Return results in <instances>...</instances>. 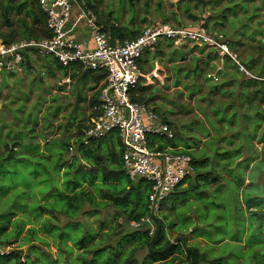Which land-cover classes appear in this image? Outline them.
I'll use <instances>...</instances> for the list:
<instances>
[{"label":"crops","instance_id":"obj_1","mask_svg":"<svg viewBox=\"0 0 264 264\" xmlns=\"http://www.w3.org/2000/svg\"><path fill=\"white\" fill-rule=\"evenodd\" d=\"M7 5L11 23L8 25L4 18L0 19V45H13L43 36L40 25H37V20L42 21L38 0H11ZM18 5L24 6L20 12L15 10ZM146 6L139 2L138 5L131 6L134 7L131 12L124 11L123 27L118 26L114 15L108 14L106 5L101 6L100 14L95 15L113 45L133 40L146 27L159 22L175 27L206 24L210 32L226 36L231 49L238 54L240 63L250 74L264 79L263 75L257 73L256 67L250 69L246 66L248 54L253 52L261 55L258 48L264 49V0H164L160 7L153 3L149 8H145ZM91 9L93 10L92 7ZM81 14L80 3L74 4L67 34L69 38L83 44L86 50H93L95 43L92 29L88 26V19ZM248 33L252 34L251 37L246 35ZM188 64L194 68L193 78L200 72L206 73L205 80L199 86L202 92L214 87L210 91L212 142L209 154L214 156L215 150L232 151L238 147L243 148L244 155L235 164L239 160L248 164L245 166L248 167L247 178L250 180L252 177L264 189V169L253 174L258 164L264 167V82L247 76L230 59L219 58L207 47L191 43L175 45L163 40L141 57L138 65L142 77L131 93L132 98L152 106L163 104V93L174 96L182 91L179 95L187 96L188 87H191L188 85V70L186 71ZM77 67L66 68L54 57L29 49L24 52L19 69L10 73V86L0 94V107H5L3 111L7 116L4 122L0 121V137L6 144L4 148L7 151L17 153L20 166H24L23 160L39 158V155L33 156L30 152L47 154L51 159L54 155L58 158V151L65 150L59 146L53 155L49 150L52 140H62L71 145L77 141L78 124L83 121L87 125L90 123L91 105L94 101H100L99 91L104 80H98V74L95 73L76 74ZM208 75L215 76L218 81H208ZM67 80L71 82H66ZM213 132L218 135L212 134ZM105 142L108 145L107 151H115L113 154L117 155L112 143ZM116 143L118 142L114 141L115 145ZM74 153L75 151L70 152L68 157L71 160L68 161H73ZM217 161L220 162V159ZM86 162L83 161L84 166H90ZM24 173L33 181V176L25 166ZM195 178L196 176H190L186 181L191 180L192 183ZM249 182L247 181L248 184ZM191 183H185L183 187L189 190ZM263 214L259 213L260 221L263 220ZM123 221L122 218L119 219L120 223ZM94 223L88 225L98 230V221ZM194 223L195 226L187 234L190 236L189 243L193 239L199 240L194 244L196 247L210 244L219 248L230 242L227 238L220 241V244H214L203 235L193 234L192 232L204 230L203 226ZM166 225V231L169 232L168 223ZM128 226L132 230L147 231L146 226L135 229L130 222ZM236 229L238 227L234 226L233 232ZM173 230L170 236H177ZM214 231L213 239L218 242L221 233ZM244 244L243 241L242 245ZM68 245L71 246L70 242ZM211 251L214 256L217 253L218 259L234 262V258L226 250L221 253L219 250ZM240 261L247 263L242 258Z\"/></svg>","mask_w":264,"mask_h":264},{"label":"trees","instance_id":"obj_2","mask_svg":"<svg viewBox=\"0 0 264 264\" xmlns=\"http://www.w3.org/2000/svg\"><path fill=\"white\" fill-rule=\"evenodd\" d=\"M134 1L136 0H130L131 6L135 5ZM79 3H85L83 7L94 12L88 2L80 1ZM23 7V5H18L15 10L20 12ZM39 9L42 21L37 20V25H40L43 36L35 38L36 41L51 37L47 17L40 5ZM3 18L10 25L8 8L3 12ZM203 26L208 30L206 24H203ZM258 49L259 54L263 55L264 49ZM252 54L256 56L251 52L248 54V59H252ZM75 66H78L75 70L76 74L95 73L98 74V80L105 79L103 72L83 71L80 64L73 65L69 69ZM254 68L250 67V69ZM207 78L208 81L213 80V78ZM262 82H264V79ZM213 88H208L209 100L206 99L210 104L209 113L211 111L210 91ZM198 89L200 91V88ZM132 100L137 102L133 98ZM99 106L100 101L93 102L90 123L87 125L83 121L78 124L76 128L77 141L73 142L72 146L66 143L65 151H58V158L54 154L51 159L50 155L30 152L33 156H45L51 160L49 165L54 168V178L59 181V186L57 189L50 188V191L52 193L58 191L60 201H57V199H36L37 201L33 199L29 190L34 185L40 184L41 177L34 176L36 174H32L30 169L26 167L27 172L33 176V181H30L24 173L23 182H27L28 185L24 186L19 183L17 186L19 191L24 193V199L18 198L19 201L26 202V209L21 213L29 214L27 208L30 206L27 203L37 204L38 211L35 217L32 214L27 216L30 217L29 221L25 219V215L17 218V214L13 215L8 222L1 220L0 248H10L12 243L14 244L20 239L25 226L31 225L32 227L28 230L29 236L24 242L29 247V251L25 254L30 264H264V214L261 221L259 215L260 212L264 213V189L254 182L255 180L252 177L250 180L247 178L248 167L245 166L248 164L241 160L235 164V161L243 157V148L238 147V149L235 148L232 151L215 150L214 156L210 155L208 150L202 149L201 152L204 154L202 159L198 158L196 150L194 152L197 153L198 159L184 151L172 152L189 155L193 159L195 172L192 176H196V180L191 183V180L186 181L187 178L167 198L174 197L176 200L177 197V204L182 205L180 211L177 209L178 206L175 205V202H173L172 207L165 205L167 199L161 203L158 217L153 220L155 230L153 235L150 236V229L141 232L132 230L128 226L129 222L140 223L150 216L149 198L152 184L146 180H141L145 183V186L142 187L141 185L138 188V194L143 197L137 202H130L128 197L133 187L132 184L124 188V191L120 190L121 182L119 179L122 175L128 178L129 176L123 167L122 155L124 149L119 138V132L114 131L103 139L85 140L84 132L94 124L98 115L94 110ZM209 113L205 116L208 117ZM208 119L210 120V116ZM197 123L201 122L198 121ZM206 134L209 136L207 131ZM105 141L112 143L113 150L116 149L117 155L113 154L115 151L111 153L107 151L108 145ZM114 141L118 143L115 145ZM209 141L210 144L212 140ZM192 148L189 149V152ZM156 150L169 151L168 148L160 146ZM73 151H75L73 154L74 159L70 162L68 160H71V157H68V155ZM7 152L8 155L5 160L18 161L17 153ZM218 158L220 162L217 161ZM83 161H87L86 163L90 166H84ZM19 167L24 172V166L19 165ZM260 167L264 169L262 164H258L253 174ZM56 168L60 169V174L57 173ZM225 181L227 184H225ZM247 181H250L249 184ZM188 182L191 183L189 190L183 187ZM86 185L92 187L93 190L86 188ZM20 186L23 188H19ZM41 191L42 189L38 191L39 195ZM95 192L98 193V196ZM8 196L9 194L0 197V199L4 200ZM60 202L65 204L64 207H58ZM107 206L116 211V216H113V220L107 218L104 221H98V230L81 221L84 216L91 218L97 215L100 216L102 210ZM60 217L64 220L62 224ZM0 218L2 219V213H0ZM120 218L124 220L122 223L119 222ZM165 221H169V232L164 228ZM194 222L203 226L204 230L192 232L193 234L203 235L207 239H211L214 244H220V241L227 238L230 242L219 248H215L210 244H206L204 247L189 245L190 236L187 233L195 226ZM44 223H49L50 228H44ZM234 226L238 227L235 232H233ZM172 230L177 235L176 241L170 240ZM214 230L221 233L218 236V242L213 239ZM67 235L69 236L66 237ZM243 241L245 242L244 245H242ZM69 242L71 246L68 245ZM44 247H47V249L45 250ZM51 247L56 250L55 253H53ZM212 249L219 250L220 253L226 250L234 258V262H226L223 258L218 259L217 253L214 256ZM22 255L21 248H15L8 255H0V264H7L8 262L22 264ZM184 257L186 258L184 259ZM240 258L247 260V263L240 261Z\"/></svg>","mask_w":264,"mask_h":264},{"label":"built area","instance_id":"obj_3","mask_svg":"<svg viewBox=\"0 0 264 264\" xmlns=\"http://www.w3.org/2000/svg\"><path fill=\"white\" fill-rule=\"evenodd\" d=\"M38 1L47 17L51 37L0 45V70L17 71L22 65L24 52L35 49L54 57L66 68L80 64L83 71L105 74L100 91V106L94 110L98 115L94 124L85 130L84 137L85 140L103 139L114 131L119 132L124 148L122 161L126 174L132 181L141 179L152 184L150 216L140 223H133L135 228L146 226L152 236L153 220L158 217L161 203L192 176L195 170L193 159L189 155L158 151L149 145L148 136H161L171 140L174 134L153 108L134 102L131 98L132 91L142 77L138 63L143 54L163 40L175 45L196 44L209 48L219 58H229L247 76L261 81L263 79L253 76L245 69L238 54L231 50L224 34L210 32L203 24L175 27L159 22L146 27L135 39L113 45L99 26L95 13L86 10L83 3L80 4L81 15L88 19L95 43L93 50H86L83 44L69 38L67 34L72 9L78 0ZM208 77L218 81L215 76Z\"/></svg>","mask_w":264,"mask_h":264},{"label":"rangeland","instance_id":"obj_4","mask_svg":"<svg viewBox=\"0 0 264 264\" xmlns=\"http://www.w3.org/2000/svg\"><path fill=\"white\" fill-rule=\"evenodd\" d=\"M80 1L88 2L89 5L93 8V10L97 14H100V7L106 5L108 14L114 15V20H116V23L120 27H123L124 11L128 10L131 12V10H134V7L131 8L130 0H107V1L106 0H78L77 2L79 3ZM139 2L145 3L147 5L145 8H149L150 5L152 6V3L160 7V5H163L164 0H136L134 1V4L138 5ZM7 3L10 4L11 0H0V19H3L2 17L3 12L8 8ZM246 35L247 36L250 35L251 37L252 34L248 33ZM180 54L183 55V53H180ZM246 66L256 67L258 71L257 73L264 75V54L256 55V56L252 54V59L247 60ZM193 69L194 68L191 67V64H188L186 66V71L188 70V81H189L188 85L190 84L191 86V87H188L189 90H187L188 91L187 96L184 94L180 96L179 92L181 93L182 91H178L174 96L166 95L165 93H163L161 95L163 96V99L161 101L163 104L150 106L151 108H155V111L161 115V117L163 118V121L165 120L164 122L167 123L171 127V130L173 131L175 139L169 140L164 137L148 136V140H149V145L151 148L153 147V148L158 149L160 146L162 148H168V150L171 152L184 151L185 153L190 154V156L192 155L196 159L198 158L202 159L204 155L203 152H201L202 149H206L210 152V148H211V145L209 144L210 142L209 140L211 138V126H210V120L208 119L210 115L208 117L205 116L207 115V113H209L210 104L209 102H207L209 100L208 91L204 90L202 92V88H200V91L198 89L199 86L202 84V82L205 80L204 78L206 77V73L200 72L196 78H193L192 77ZM206 99L208 100L206 101ZM2 100H3V97H2ZM0 103L2 104L1 101ZM156 106L158 109H156ZM4 108L5 107H0V121L2 122H4L7 118L5 112L3 111ZM198 121L201 123L198 124L197 123ZM206 131L208 132L209 136H207ZM212 134L218 135L217 132L215 133L213 132ZM66 145H67L66 142L64 141L62 142V140H59V142H57L56 139H54L52 140L49 150L52 154H54L55 150L59 146L65 149ZM5 146L6 144L1 140V137H0V197H3L9 194V196L4 198V200L0 199V213H2V219L0 218V221L4 220L5 222H8L11 220V217L16 214H17V218H20L21 216L25 215V219L29 221L30 217H27V216H31L30 214H32L33 217H35L38 211L37 210L38 205L27 203L28 206H30L29 208H27L29 211V214L26 215V214L21 213L23 212L24 209H26L25 208L26 202L19 201L18 198H21L22 200L24 199V193L22 191L20 192L17 186L19 183L21 185L27 186L28 183L23 182V179L25 176H23L24 174L23 169L19 167V163H18L19 160L18 161H14L13 159L5 160V157L8 155L7 149L4 148ZM179 148L181 149L179 150ZM190 148H192L191 152H189ZM195 150L198 153V156H199L198 158H197V153L194 152ZM49 162H51V160L45 156H40L39 159L23 160V165L29 168L32 174H36L34 176L41 177L40 184L34 185V187H32L29 190L30 195L35 200L36 199H40V200L57 199V201L58 200L60 201L59 199L60 197L58 196V191H55L53 193L50 191V188L57 189V187L59 186V181H57L54 178V168L49 165ZM261 170H262L261 167L257 168V171L260 172ZM56 171L58 174H60L59 168H56ZM56 171H55V174H56ZM119 181L121 182L120 190L122 191H124L125 190L124 188L129 187L131 184L133 185V187L131 188L130 194L128 195L130 202L132 201L137 202L139 201L140 198L143 197V196L140 197L138 194V188L141 185L142 187L145 186V183L141 181V179H138L137 181L130 180L132 181L130 182L127 176L122 175ZM86 188H90L91 190H93L92 187H88L87 185H86ZM41 189L42 191L39 195L38 191H40ZM95 194L98 196V193L95 192ZM173 202H175V205L178 206L177 209L180 211L182 208L181 207L182 205L177 204L178 203L177 197H176V200L174 197L167 199L165 201V205L172 207ZM64 205L65 204L63 202H60V204H58V207H64ZM165 205H164V208H165ZM164 208L161 212L162 217H163ZM115 212L116 211H113L112 208L107 206L104 210H102V213L100 216L97 215L96 217H92V218L88 216H84L81 221H83L85 224L94 225L95 224L94 221L96 220L99 222L104 221L107 218H111V220H113V216L114 217L116 216ZM60 221L62 224L64 220L61 219L60 217ZM168 222L169 221L164 222L165 230H167L166 224ZM34 226H36V224H34ZM31 227H32L31 225H26L22 235L20 236V239L16 243L14 244L12 243L10 245V248L8 247L0 248V255L1 254L8 255L11 252H13L15 248L20 247L21 250L23 251V255L21 257L22 264H30L28 263V261H26L27 258L25 254L27 251H29L28 250L29 247L24 242L29 236L28 230ZM43 227L44 228L49 227V223L48 224L44 223ZM36 228L39 229L38 226H36ZM153 229L155 230V225H153ZM136 231H139V229H136ZM40 236H42V234H40ZM68 236L69 235H67L66 237ZM176 237L177 236H172V235L170 236L172 241H176L175 240ZM198 241H199L198 239H193L191 240L189 245L197 244ZM44 249L46 250L47 247H44ZM51 249L53 253L56 252V250L53 249L52 247ZM185 258L186 257H184V259ZM7 264H15V263L8 262ZM181 264H185V263H181Z\"/></svg>","mask_w":264,"mask_h":264},{"label":"water","instance_id":"obj_5","mask_svg":"<svg viewBox=\"0 0 264 264\" xmlns=\"http://www.w3.org/2000/svg\"><path fill=\"white\" fill-rule=\"evenodd\" d=\"M10 76V72L7 70H1L0 71V94L5 90L6 87L10 86V83L8 81V78Z\"/></svg>","mask_w":264,"mask_h":264},{"label":"clouds","instance_id":"obj_6","mask_svg":"<svg viewBox=\"0 0 264 264\" xmlns=\"http://www.w3.org/2000/svg\"><path fill=\"white\" fill-rule=\"evenodd\" d=\"M11 73V72H10Z\"/></svg>","mask_w":264,"mask_h":264},{"label":"flooded vegetation","instance_id":"obj_7","mask_svg":"<svg viewBox=\"0 0 264 264\" xmlns=\"http://www.w3.org/2000/svg\"><path fill=\"white\" fill-rule=\"evenodd\" d=\"M1 71V70H0Z\"/></svg>","mask_w":264,"mask_h":264}]
</instances>
